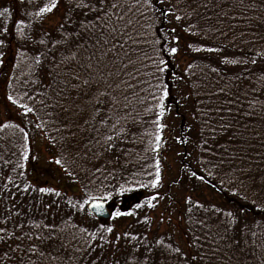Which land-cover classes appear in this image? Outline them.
<instances>
[{
	"label": "snow or ice",
	"instance_id": "snow-or-ice-1",
	"mask_svg": "<svg viewBox=\"0 0 264 264\" xmlns=\"http://www.w3.org/2000/svg\"><path fill=\"white\" fill-rule=\"evenodd\" d=\"M181 49L197 55L177 72ZM0 78L5 110L81 189L28 181L33 137L0 120V264H264V0H0ZM165 128L192 148L177 153L178 195L157 191ZM126 184L150 194L110 213L140 227L117 233L94 218Z\"/></svg>",
	"mask_w": 264,
	"mask_h": 264
},
{
	"label": "trees",
	"instance_id": "trees-1",
	"mask_svg": "<svg viewBox=\"0 0 264 264\" xmlns=\"http://www.w3.org/2000/svg\"><path fill=\"white\" fill-rule=\"evenodd\" d=\"M17 5H19V0H17ZM5 6H9L8 4H5ZM22 11L19 7L14 12V17L13 18H19V14ZM58 17H52L51 19L45 21V27H49ZM9 29L10 32L12 33L9 36V39H14V25L9 22ZM185 40L182 38L181 43H184ZM229 51H235V49H229ZM197 54L195 53H186L184 52L183 49H181V54L177 57L176 61H173V68L177 72H182V70L185 67V61L189 59L190 56H195ZM215 55V54H213ZM13 61V58L11 55H9L6 59V63L11 64ZM199 63V61H197ZM179 65L176 67V65ZM8 69L7 67L5 68V72H7ZM8 93V89L6 88V85L3 82V79L0 78V120L5 119V117H11V119L15 122H21L22 126L26 128L30 132V134L33 137V142H32V154H33V149L36 146L38 140H41L43 143V146L47 144V141L44 140L38 132L34 130V125H29L27 124L26 120L27 118L20 117L16 114V111L13 108H10L9 110H5L4 108V103L5 101V96ZM175 95V93H174ZM179 97H177L178 99ZM169 104H172V100H169ZM166 123L172 126V129L175 133L177 134H182V129L187 126L189 123L187 115L185 116L184 120H180L179 118L176 117L175 110L172 112L170 117L166 118ZM51 131V129H50ZM164 137L167 140V143L163 147V149L160 152V158H161V165L163 169V181H162V187H160L157 191L160 193H166L169 188H171V192L175 195H178L180 191H187V187L178 189L177 186L172 185L171 181L173 178L177 176V168L181 164V158L177 155L178 152L187 150L191 151L192 148L190 145H180L175 143L174 139H172L169 129L165 128L164 129ZM46 150V149H45ZM48 154H50L47 151ZM135 159V158H133ZM169 160V161H168ZM30 161V160H29ZM27 162L26 165V171H27V177L26 179L30 181V176H29V170L28 166L30 162ZM140 163H143V161H140ZM140 165L137 164L136 168H138ZM133 171L136 170V168H132V166H129ZM193 167H195V164L193 163ZM13 176V179H17L14 173H10ZM127 175V174H126ZM182 175V173H181ZM62 177V176H61ZM63 183L57 184V188H64L68 191L69 194L75 193L76 195L81 194V189L79 185H72V187H68L70 184V181L67 180L66 178L62 177ZM17 182L18 179H17ZM31 182V181H30ZM41 185H51L49 182L43 181V182H37ZM184 184L187 185V181H184ZM126 188H130L131 190L124 192L123 194L115 195L113 196V199L109 201L106 205L112 206L113 211L119 210V211H132L135 210L134 206L136 203L141 202L145 199L147 195L150 194V191L148 189L140 188L138 185L132 184V185H125ZM197 194L203 195L205 197H209L211 195L212 198L216 200L217 203H225V204H230L232 201V197L228 193H211L210 189H198ZM167 204V200L161 202L160 207H158L155 211L151 210H140V214L143 215L144 211H148L150 215L155 218L161 211H163L164 206ZM4 207H11V204L7 202V198L5 199V203L3 205ZM255 211V210H253ZM95 219V218H94ZM96 220V219H95ZM97 222L101 223H106V224H114L115 225V230L117 233L122 232L125 230L129 224H133L134 228L136 230H140L139 226L135 225V218L130 217V216H121L118 217L117 219L113 220L112 217L110 216V219L106 222H102L99 220H96ZM9 229H11L12 225H8ZM155 227V225H153ZM160 230H164V225L160 226Z\"/></svg>",
	"mask_w": 264,
	"mask_h": 264
},
{
	"label": "rangeland",
	"instance_id": "rangeland-1",
	"mask_svg": "<svg viewBox=\"0 0 264 264\" xmlns=\"http://www.w3.org/2000/svg\"><path fill=\"white\" fill-rule=\"evenodd\" d=\"M37 144L33 149V155H38L40 158L38 160H31L28 166L30 181L33 183L46 181L50 184L63 183L62 175L56 170L55 165L48 163L50 154L47 153L45 147L41 140L36 141ZM169 161V160H168ZM110 212H112L113 207H108ZM104 222V221H102Z\"/></svg>",
	"mask_w": 264,
	"mask_h": 264
},
{
	"label": "water",
	"instance_id": "water-1",
	"mask_svg": "<svg viewBox=\"0 0 264 264\" xmlns=\"http://www.w3.org/2000/svg\"><path fill=\"white\" fill-rule=\"evenodd\" d=\"M108 218H109V212H108L106 206H105V213H104V215L95 217V219H100V220H104V221L105 220H108Z\"/></svg>",
	"mask_w": 264,
	"mask_h": 264
}]
</instances>
